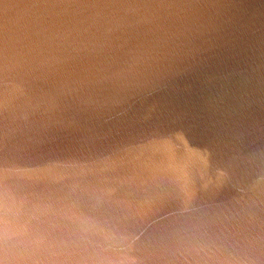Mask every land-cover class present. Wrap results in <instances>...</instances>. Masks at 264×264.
Segmentation results:
<instances>
[{
  "label": "water",
  "instance_id": "water-1",
  "mask_svg": "<svg viewBox=\"0 0 264 264\" xmlns=\"http://www.w3.org/2000/svg\"><path fill=\"white\" fill-rule=\"evenodd\" d=\"M0 264H264V0H0Z\"/></svg>",
  "mask_w": 264,
  "mask_h": 264
}]
</instances>
